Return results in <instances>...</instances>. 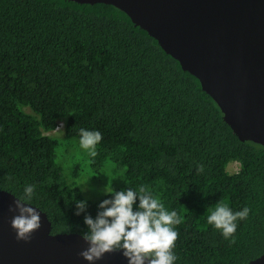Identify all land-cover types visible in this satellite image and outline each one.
Masks as SVG:
<instances>
[{"label": "trees", "instance_id": "1", "mask_svg": "<svg viewBox=\"0 0 264 264\" xmlns=\"http://www.w3.org/2000/svg\"><path fill=\"white\" fill-rule=\"evenodd\" d=\"M59 123L68 139L79 140L81 128L102 133L94 163L125 169L113 194L144 185L184 217L175 264H245L264 254V148L239 141L194 76L113 6L0 0V190L19 198L35 185L30 205L51 234L83 236L85 215L95 219L114 195L89 201L61 178L58 141L48 135ZM221 200L233 212L251 209L234 244L207 224Z\"/></svg>", "mask_w": 264, "mask_h": 264}, {"label": "water", "instance_id": "2", "mask_svg": "<svg viewBox=\"0 0 264 264\" xmlns=\"http://www.w3.org/2000/svg\"><path fill=\"white\" fill-rule=\"evenodd\" d=\"M104 4L127 15L135 27L194 76L215 102L223 121L241 142L264 148V0H67ZM16 198L0 190V264H88L79 253L88 245L76 233L41 229L25 243L16 240L9 206ZM95 264H128L121 252ZM245 264H264V254Z\"/></svg>", "mask_w": 264, "mask_h": 264}, {"label": "clouds", "instance_id": "3", "mask_svg": "<svg viewBox=\"0 0 264 264\" xmlns=\"http://www.w3.org/2000/svg\"><path fill=\"white\" fill-rule=\"evenodd\" d=\"M63 125H60L62 128ZM79 145L89 156L96 157L97 145L103 140L102 133L84 128L79 130ZM204 166H197V173H203ZM35 185H25L23 195L9 206L12 213L10 226L17 241L29 243L32 235L41 229L40 213L30 206L35 194ZM113 199H106L100 205L97 216L93 219L85 215L84 223L88 232L82 236L88 247L79 255L88 264H95L105 254L121 252L128 264H175L177 256L173 249L179 233L176 226L184 221L175 210L169 211L149 189L140 185L137 189L129 188L113 194L106 189ZM139 200L138 210L133 206ZM76 215L86 210V202L76 203ZM186 212V210H185ZM251 212L249 207L233 212L222 200L214 208L207 210V224L219 231L225 240L235 243L238 221L246 220Z\"/></svg>", "mask_w": 264, "mask_h": 264}, {"label": "rangeland", "instance_id": "4", "mask_svg": "<svg viewBox=\"0 0 264 264\" xmlns=\"http://www.w3.org/2000/svg\"><path fill=\"white\" fill-rule=\"evenodd\" d=\"M29 112L28 109H26ZM48 133L55 137L58 146L55 151L56 166L60 169L61 178L77 187L82 196L89 201L96 202L107 195L106 189L114 191L124 187V167L106 160L102 164H95L93 157L83 150L79 140L68 139L63 134V127ZM63 125V124H62ZM237 163L227 166L229 173L238 171Z\"/></svg>", "mask_w": 264, "mask_h": 264}, {"label": "built area", "instance_id": "5", "mask_svg": "<svg viewBox=\"0 0 264 264\" xmlns=\"http://www.w3.org/2000/svg\"><path fill=\"white\" fill-rule=\"evenodd\" d=\"M57 129H58V126H57V128L55 130H57Z\"/></svg>", "mask_w": 264, "mask_h": 264}]
</instances>
